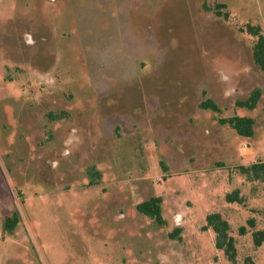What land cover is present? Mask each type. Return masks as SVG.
<instances>
[{
    "label": "rangeland",
    "instance_id": "obj_1",
    "mask_svg": "<svg viewBox=\"0 0 264 264\" xmlns=\"http://www.w3.org/2000/svg\"><path fill=\"white\" fill-rule=\"evenodd\" d=\"M247 24L264 34V0H0V264H232L212 213L236 264H264V184L238 170L264 162ZM234 116L252 138L219 121ZM153 197L164 225L137 210Z\"/></svg>",
    "mask_w": 264,
    "mask_h": 264
},
{
    "label": "trees",
    "instance_id": "obj_2",
    "mask_svg": "<svg viewBox=\"0 0 264 264\" xmlns=\"http://www.w3.org/2000/svg\"><path fill=\"white\" fill-rule=\"evenodd\" d=\"M224 8V6H222ZM221 13H218L220 15ZM222 15V14H221ZM220 15V16H221ZM226 18L228 14L224 15ZM246 32L251 36L256 38V42L253 49V59L255 64L264 73V34L260 26H254L247 24ZM262 98V92L260 89H254L247 100L239 101L236 106L239 108H244L247 110H255ZM201 109L210 110L216 114L222 112L221 108L211 99H205L201 105ZM264 112V107H263ZM222 125H228L236 131V133L243 138H252L255 132V121L250 117H240L234 116L228 119L219 120ZM240 174L246 177L248 182H260L264 184V162L257 161L249 165H242L238 167ZM89 176L92 179H101V173L95 168L90 169ZM96 182L91 181V185ZM227 202L229 204L239 203L244 204L245 199L241 197L240 191H234L227 195ZM137 210L144 216L155 220L158 224L164 225L165 221L163 219V199L161 197H153L147 201H144L137 205ZM18 213H13L12 216L7 217L5 220V227L12 230L18 222ZM208 228H212L215 232V247L225 253L228 261L232 264L237 263L238 251L236 247L235 239L230 235L231 227L229 223L221 216L219 213H212L207 218ZM248 226L252 229L256 227L254 220L248 221ZM247 233V228L242 227L239 229L240 235H245ZM180 231L177 230L171 235L172 238H177ZM254 241L257 247L264 243V232L257 231L254 234ZM244 264H256L253 259L247 256L244 260Z\"/></svg>",
    "mask_w": 264,
    "mask_h": 264
}]
</instances>
